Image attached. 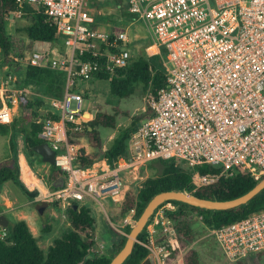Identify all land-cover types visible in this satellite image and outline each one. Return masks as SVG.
Instances as JSON below:
<instances>
[{
  "label": "built area",
  "instance_id": "1",
  "mask_svg": "<svg viewBox=\"0 0 264 264\" xmlns=\"http://www.w3.org/2000/svg\"><path fill=\"white\" fill-rule=\"evenodd\" d=\"M16 1L40 10L56 26L53 48L32 49L25 63L66 75L62 98L49 99L55 116L38 120V136L54 150V165L65 176L60 187L44 191L45 198L61 206L88 198L100 203L101 196L117 199L123 174L135 176L141 165L158 159L220 168L193 175L201 185L236 169L255 180L264 176V0H124L126 12L142 19L151 33L148 47L162 56L165 85L157 97L150 96L151 115L132 135L129 155L104 161L99 169L75 164L79 148L68 142L67 131L83 116L79 85L99 74L108 80L117 76L129 62L132 39L122 28L111 35L93 27L89 0ZM22 91L29 93L7 87L0 78V123L13 120L8 101L17 103L15 93ZM168 208L170 202L157 208L148 225L166 226L162 217ZM134 214L131 208L124 224L132 225ZM209 234L230 261L263 252L264 208ZM5 235L2 229L0 237ZM146 246L155 264H163L167 249L152 241Z\"/></svg>",
  "mask_w": 264,
  "mask_h": 264
},
{
  "label": "trees",
  "instance_id": "2",
  "mask_svg": "<svg viewBox=\"0 0 264 264\" xmlns=\"http://www.w3.org/2000/svg\"><path fill=\"white\" fill-rule=\"evenodd\" d=\"M108 1L123 10L126 7L123 0ZM105 2L101 0L92 1L90 5L97 10ZM18 9L24 11L23 16L30 18L29 25L24 29L27 42L15 43L13 38L5 32L4 23L7 13L15 12ZM125 16L136 19L134 15L127 12ZM110 18L112 19V17ZM103 19H106V17L103 18L96 12L93 27H97ZM115 32L116 30L111 28V35ZM37 41L44 43L56 42L55 23L40 10L37 11L26 2L18 4L16 0H0V52L4 66L16 67L18 62L23 61V58L19 59L17 57L23 56L24 51H31ZM23 68L26 85L38 84L44 87L40 94L53 98L62 97L66 81L64 71L52 69L49 66H33L27 63H24ZM96 78L108 79V75L99 74ZM164 85L165 75L162 56L160 54L148 56L143 51L140 53L132 51L128 64L118 69L117 76L109 80L110 92L119 98L129 97L137 86L148 88L152 95L157 97L159 90ZM33 104L31 100L25 97H22L19 102L22 110L31 109ZM150 115L151 109H148L139 120L121 128L106 150L102 149L100 128L114 129L117 123L116 114L101 111L95 113L91 119H87L82 115L77 116L75 122L69 125L67 131L68 142L78 146L84 141L89 150L86 151L84 147H80L75 164L81 168H90L94 162L102 157L112 162L120 156H128L129 139L140 126V120ZM0 125V132L11 129L12 134L15 132L22 133L24 146L30 159L33 160L34 156H38L33 147L45 141L38 136V133L42 130L41 124L24 118H16L10 123H0ZM9 141L11 165L0 168V173H2L0 175V187L5 181L11 180L27 198H34L36 194L29 192L19 180L14 139L10 138ZM180 164L173 159L150 161L148 166L155 169L154 176L148 177L139 188L124 189L123 199L114 212L120 215L121 222H123L131 208L135 210L134 219H136L148 201L161 191L181 190L201 198L227 200L244 194L260 180H255L246 171L236 169L231 174L219 175L212 183L201 185L193 182V175L219 173L220 168L203 164L191 169H183ZM48 179L52 182L53 187H59L55 184L56 181L60 182V186L65 182L63 172L55 165H52ZM118 199L117 197L116 201ZM166 202L173 205V208L164 210L166 217L169 219L170 229L158 232L155 238L156 242H163L167 247L163 264H172L176 260L179 264H200L198 251L192 246L197 234L191 227L189 215L196 213L200 218L201 225L207 230L219 228L263 209L264 188L245 204L227 210H207L174 200ZM52 203L59 205L55 201H52ZM74 204H77V207L74 208ZM65 210L69 229L62 236L52 240L46 251H43L39 246L37 238L32 234L25 220L20 219L9 223L4 228L6 235L3 238L0 237V264H108L124 245L126 234L129 233L132 225L128 223L122 226L119 224L125 232V234H122L107 223L109 237L105 246L106 252L102 254L97 250L95 219L89 205L84 200L75 201L67 204ZM111 219L114 221L113 218ZM149 222L150 220L146 223L143 231L138 234L131 253L121 264H152L149 258L150 250L146 246L150 242L147 232ZM44 231H49V226H46ZM87 254H92V257L85 260ZM260 254L262 252L249 256L253 257ZM243 259L235 260L236 263L234 264H244L239 261Z\"/></svg>",
  "mask_w": 264,
  "mask_h": 264
},
{
  "label": "rangeland",
  "instance_id": "3",
  "mask_svg": "<svg viewBox=\"0 0 264 264\" xmlns=\"http://www.w3.org/2000/svg\"><path fill=\"white\" fill-rule=\"evenodd\" d=\"M90 4L92 1H100V0H89ZM107 1L102 3L100 7L95 10L93 6L90 5L89 10L94 13L96 17V12L101 15V17H107V20H101L100 24L98 25L99 28L105 29L106 31L111 30L114 28L118 30V25L121 26L120 28L127 31L132 39L131 42L127 43V47L129 48V52H141L146 53L148 56L153 54L155 51L154 48H149V44L151 43V33L146 25V23L142 19H132L125 16L126 10L124 8L115 7L109 3L108 0H101ZM112 1V0H111ZM125 1L123 0V4ZM124 12V13H123ZM110 15L114 16L112 19L108 18ZM130 21H132L131 25H129ZM30 18L25 17L23 15L18 16L15 12L7 13L5 19V32L8 36L13 38L15 43L19 42H27V37L25 34V27L29 25ZM17 38V39H14ZM52 45L53 42L51 43ZM131 45V46H130ZM149 46V47H148ZM53 48L49 43H42V42H35L33 45V49L39 51H50ZM32 50V49H31ZM31 51H24L23 56H18L17 58H23L22 62H18V65L14 68L10 66H4L3 64V57L0 52V78L5 82V85L9 88H25L29 91L31 96V101L35 105H43L46 106L43 100H41L38 96L40 92L43 90V86L31 84H25V71L23 65L27 60L28 56L30 55ZM152 53V54H151ZM79 90L81 94H84V100L82 104L83 110L85 109L92 112V114L104 111L108 113L116 114V126L111 130V128H100L101 130V138L104 140L103 142L108 145L109 137L111 135L117 134V131L121 128L127 127L132 122L139 120L140 117L145 113L143 108H148V102L150 99V95L152 93L148 88H144L142 86H137L134 88L133 93L127 98H119L118 96L113 95L109 89V80L108 79H89L86 82H82L79 85ZM10 93V92H8ZM31 110V109H30ZM148 110V109H147ZM29 111V115L33 112ZM35 113V111L33 112ZM88 119V118H87ZM1 126V125H0ZM11 130L8 129L6 133H0V168L4 166L11 165V157H10V147H9V140L12 137ZM109 139V140H108ZM20 144L19 136H16L14 148L15 152L17 153ZM17 155V154H16ZM17 159V158H16ZM148 163L141 165L136 173V175L130 174H123L124 178V186L121 190V194L118 196V202L122 201L123 199V192L124 189H128L131 187L139 188L142 183L151 176H154L155 169L153 167H149ZM183 169H191L185 163L180 164ZM34 170V169H33ZM1 172V171H0ZM35 172V170H34ZM2 173H0L1 175ZM43 174V172L41 173ZM19 175V172H18ZM45 178V177H44ZM22 182V181H21ZM4 184V185H3ZM3 187H1L0 193L3 194L5 197L10 198L11 200V210L6 213V217L10 223L17 221L18 219H24L27 221L29 228L32 234L37 238L39 246L42 248L43 251H46L49 244L52 240L62 236L65 234L69 229V223L65 216V209H62L59 205H53L52 200L49 198H42L47 199L48 202H42L41 210L37 209V204L39 203L38 199H29L27 198L21 191L18 189L15 184L11 180H7L3 183ZM6 184V186H5ZM23 185V183H22ZM4 191V193H3ZM127 191V190H126ZM34 192L39 197V193L34 190ZM1 198V197H0ZM114 197L110 196H101L99 197L100 203L96 200H90V207L92 211V215L95 219V228H96V246L98 252L104 254L106 252L105 246L108 241L109 233L107 231V223L112 222V226L120 231L122 234H125L124 229V221L121 222V217L119 214H115L113 208L108 205L110 199ZM40 200V199H39ZM1 201V199H0ZM168 202H162L159 207L167 204ZM9 204V202H8ZM115 207V204L112 202L111 206ZM157 207V208H159ZM159 209L155 210L151 215V218L154 216L155 212ZM106 211V214L105 212ZM108 217H107V216ZM110 216V218H109ZM114 221H112V219ZM150 218V224H151ZM191 227L196 232V238L193 242L192 246L197 249L198 251V258L200 264H234L236 262L230 261L224 255L223 250L218 245L217 241L213 238L211 234H209V230L203 228L201 225L200 218L196 213H191L189 215ZM162 220L168 221V224L165 226L163 224H155L154 226L150 227L147 225V228L151 231L150 232V242H153L154 247H161L167 249L166 245L162 242H156V234L160 231H167L170 229L169 219L163 214ZM118 225H116V224ZM121 224L122 226H119ZM111 225V224H110ZM49 226V231H44V228ZM154 253L150 251L149 258L152 264H155L154 260ZM244 264H264V252L258 256L253 257H245L243 260H239ZM237 261V262H239Z\"/></svg>",
  "mask_w": 264,
  "mask_h": 264
},
{
  "label": "crops",
  "instance_id": "4",
  "mask_svg": "<svg viewBox=\"0 0 264 264\" xmlns=\"http://www.w3.org/2000/svg\"><path fill=\"white\" fill-rule=\"evenodd\" d=\"M110 17H114L113 15L111 16L110 15ZM110 17L108 16V18L110 19ZM103 20H105V19H103ZM106 20H107V17H106ZM130 24L129 25H131V23H132V21H130L129 22ZM98 27V26H97ZM121 26H119L118 25V28H120ZM102 29V28H101ZM105 30V29H104ZM110 31V30H109ZM38 42V41H37ZM42 43H44V42H42ZM48 44V43H47ZM51 46H52V44L51 43H49ZM13 90H22L23 88H15V87H13L12 88ZM13 93V92H12ZM11 94V93H10ZM28 94H30V93H25L24 91H22L21 93H15V95H16V97H17V99H18V101H17V103H12L11 104V102L10 101H8V105H10L11 106V108H12V113H13V119H16V118H24V119H27V120H30L31 122H35V123H38V124H41L40 122H38V120H42V119H44L45 117H50V116H52V114H51V112H52V107H51V105H50V102H49V99L50 98H53V97H47V96H44V95H42V94H38V96H39V98L41 99V100H43L44 101V103L46 104V106L45 107H43V105L41 104H39V105H35V104H33V106H32V108H31V110L33 109L34 111H35V113H31L30 115H29V111L31 112V110L30 109H20V105H19V102H20V100H21V98L22 97H25V98H27V99H29V100H32L31 99V96H28ZM62 96H63V94H62ZM150 96H153V95H150ZM154 97V96H153ZM62 98V97H61ZM61 98H57V99H61ZM83 99H84V94H83ZM83 104V103H82ZM149 104V103H148ZM147 109H150L149 108V105H148V108ZM147 109H146V107L145 108H143V111L144 112H146L147 111ZM108 113V112H107ZM86 114H88L89 116L87 117V115ZM111 114H113V113H111ZM93 115L94 114H92V112L90 111V109L88 108V110H86L85 111V109L83 110V117H85V118H88V119H91L92 117H93ZM54 116H55V114H54ZM147 117H149V116H147ZM147 117H145V118H143V119H141L140 120V122H141V124L147 119ZM140 124V125H141ZM0 129H1V127H0ZM41 129H42V126H41ZM11 130V129H10ZM112 131H114L113 129H111ZM120 130V129H119ZM118 130V131H119ZM118 131H117V133H118ZM0 133H6V131L5 132H0ZM100 133H101V131H100ZM135 133V132H134ZM133 133V134H134ZM11 134H12V131H11ZM39 134V133H38ZM117 135V134H116ZM116 135H115V133H114V135H111L110 137H109V143H107L108 145H106L103 141L104 140H102V149L103 150H106L107 148H108V146H109V144L113 141V139L116 137ZM16 136H19V138H20V144H21V146L19 147V149H18V151H17V155L15 154V157L17 158L16 160H17V163H18V167H19V175H18V177H19V180L20 181H22L21 183H23V185H24V187L29 191V192H32V191H34V190H36L38 193H39V197H34V198H29V199H38V201L40 202H48L47 201V199H43L42 200V198H45L44 197V191L45 190H53V189H55V188H58V186L57 187H53L52 186V182L48 179V176H49V174H50V172H51V167H52V165L51 164H49V163H46V162H44V161H42V158H41V156L38 154V156H34L33 157V160H31L30 159V157H29V155H28V152H27V149H26V147L24 146V141H23V134L22 133H20V132H15L13 135H12V137L11 138H13L14 139V143H15V138H16ZM132 137V136H131ZM131 138L129 139V142H128V155H129V153H130V149H129V147L131 146ZM43 142H46V141H43ZM9 147H10V141H9ZM80 147H84L85 148V150L86 151H88L89 150V147H88V145L84 142V141H82V143L81 144H79L78 145V148H80ZM15 149V148H14ZM10 157H11V149H10ZM104 161H107L108 163H109V161L108 160H106V158L105 157H102L100 160H98V161H96V162H94L92 165H91V169L92 168H97V169H99L105 162ZM104 162V163H103ZM35 170V172H34V170ZM43 172V174H41ZM45 177V178H44ZM55 184L56 185H59V187H60V182H58V181H56L55 182ZM4 185V184H3ZM3 185L1 186V187H3ZM5 186H6V184H5ZM16 186V185H15ZM0 187V191H1V188ZM17 187V186H16ZM18 188V187H17ZM19 189V188H18ZM3 193H4V191H3ZM0 199H1V201H0V214H4L5 215V217H6V213L9 211V210H11V200H9L10 198H8L7 199V197H5L3 194H1L0 193ZM40 199V200H39ZM90 198H88V199H85L84 201H85V203L86 204H88L89 205V207H90ZM8 202H9V204H8ZM114 203L115 204V207H113V205L111 206V203ZM53 205L55 206V204L53 203ZM77 205V204H76ZM108 205H110V207L111 208H113V210H114V212H115V208L117 207V206H119L120 205V202H118V201H116V198L114 199V198H112V199H110L109 200V202H108ZM59 206H61V205H59ZM66 205L65 206H61V208L62 209H66ZM90 209H91V207H90ZM105 212V214H106V211H104ZM65 216H66V210H65ZM107 216V215H106ZM108 217V216H107ZM7 218V217H6ZM18 220H20V219H18ZM24 220V219H23ZM26 221V220H25ZM27 222V221H26ZM10 222H9V220H8V224H9ZM28 224V223H27ZM109 224H111V226H112V222H110L109 221ZM114 224H116V223H114ZM29 226V225H28ZM113 227V226H112ZM114 228V227H113ZM2 229H4L3 227H0V232L2 231Z\"/></svg>",
  "mask_w": 264,
  "mask_h": 264
},
{
  "label": "water",
  "instance_id": "5",
  "mask_svg": "<svg viewBox=\"0 0 264 264\" xmlns=\"http://www.w3.org/2000/svg\"><path fill=\"white\" fill-rule=\"evenodd\" d=\"M33 150L38 153L42 161L54 165L55 152L47 142H41L33 147ZM264 188V177L261 178L250 190L242 195H239L232 199L217 200L210 198H201L190 192L181 190H166L155 194L143 208L140 215L132 223L131 229L126 234V241L121 249L112 257L108 264H121L125 261L128 255L131 253L134 243L137 241V236L141 233L150 220L151 215L157 209V207L165 201L174 200L180 201L195 207L207 209V210H227L235 208L241 204H245L252 197L257 195ZM42 202L37 204V209L41 210ZM77 207L76 204L73 205ZM8 219L4 214H0V227H7ZM92 257V254H87L85 260Z\"/></svg>",
  "mask_w": 264,
  "mask_h": 264
},
{
  "label": "bare ground",
  "instance_id": "6",
  "mask_svg": "<svg viewBox=\"0 0 264 264\" xmlns=\"http://www.w3.org/2000/svg\"><path fill=\"white\" fill-rule=\"evenodd\" d=\"M87 115V117L89 116L88 114H86Z\"/></svg>",
  "mask_w": 264,
  "mask_h": 264
}]
</instances>
